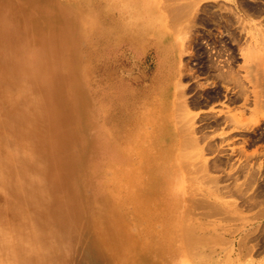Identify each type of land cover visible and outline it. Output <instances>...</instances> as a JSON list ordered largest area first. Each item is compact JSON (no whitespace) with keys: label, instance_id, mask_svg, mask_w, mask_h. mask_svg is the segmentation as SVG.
<instances>
[{"label":"bare ground","instance_id":"bare-ground-1","mask_svg":"<svg viewBox=\"0 0 264 264\" xmlns=\"http://www.w3.org/2000/svg\"><path fill=\"white\" fill-rule=\"evenodd\" d=\"M136 1L140 4L139 8L143 16L147 6L144 7L142 4L149 0ZM195 1L173 4L172 0L171 5L167 0L169 4L166 5L165 2V5L168 9L169 15L166 16L168 20H163L164 16L159 15V9H162L161 3L151 1L148 9L151 7V13L159 16L156 21L159 27L157 34L167 46L171 44V37L175 35L178 37H175L176 43L178 39L182 44L186 40L188 41L186 47L190 44V48H193L191 47L193 40L190 41V38L194 31L192 26L197 22L193 19L194 24L191 23L194 18L193 15L191 18V14L193 9L195 10L193 8ZM76 6L68 3L67 0H0V99L10 96L14 103L8 110L0 108V138L6 142L1 144L0 140V264H173L181 256L187 258L190 255L191 258L196 253L198 256V253H201L199 250L201 245L205 244L206 247V243L210 244L214 233L207 229L209 225L204 220H191V215L196 219L192 213L193 208L202 201L197 200L195 196L193 198L197 201H193L192 197L188 198L196 193L189 192V186L186 187L190 194L188 196L183 194L185 189L179 188L178 184L179 187L176 188L168 185L167 163L171 164L174 161L176 169L189 166L193 157L190 159V154L184 150V147H187L186 144H191L192 147L199 146V141L208 136L205 133H209V131L204 132L200 137L197 135L205 127L233 124L234 128L244 129L245 135L248 134L245 129L253 128L255 131L257 127H263L264 20L259 21V24L249 23L248 17L254 19L256 16L264 15V5L249 1L239 5L240 7L234 6L232 11L227 8L228 5L225 13L231 12L230 15L224 19L223 16H219L223 21L216 17L218 13L215 17L212 13V18L214 17L215 22L221 26V28L216 26L218 35L211 33V36H215L213 37L215 40L213 47L217 50L215 55L224 59H219L220 62L217 63L218 61L213 62L216 57L208 59L206 56L208 63L206 61L207 64H205L206 71L210 74L208 78L214 76L218 83L212 91H206V99H219L224 88L228 91L226 96L230 102L242 101L246 104L251 100L254 104L251 111L254 115L253 124L248 121V118L246 119L244 113L241 114L245 118L243 115L238 116L237 112L231 115L229 110L220 113L211 111L210 118L203 115L202 120L205 124L198 128L195 125L197 113H192L190 109L200 106L202 101L194 97L192 102H188L186 94L189 89L187 90L186 86V88L183 87L184 76H181L182 79L169 80L167 87L158 91L159 95L155 96L152 104L157 105V109L151 112L150 124L136 132V141H139L138 151H133L134 148L127 146L115 147L114 139L116 138H113V140L109 139V144L103 143L107 156L101 159L94 157V137L96 136L94 124L96 122L93 114L90 115V105L83 99L86 91L81 86L83 78L81 77L80 80L77 72L79 65L76 57L77 41L81 33L79 24L82 19L78 16ZM194 7L196 11L199 10L198 5ZM207 10V12L210 11L209 8ZM181 17H184L187 22H184L185 26L182 25L179 28L178 20ZM202 17L201 15V19ZM205 17L203 24L208 23H204ZM210 19L207 20L210 21ZM253 28L255 31L251 32L250 40H245L244 34L250 33L248 29ZM190 31L191 35L189 34L188 37ZM198 32L193 33L199 34ZM224 33L227 34V38L223 37ZM194 37L197 40V36ZM184 47L185 44L180 50L182 51ZM192 50L189 49L186 53ZM205 51L203 52L208 54ZM194 53L195 51L191 56ZM237 54L244 57L245 64L238 65L234 62V59L238 58ZM63 59H67L72 66L65 73L54 69L53 66L52 69L49 68L48 64L57 63ZM190 69H187L189 73H191ZM182 73L186 72L181 71ZM195 73L193 77L196 76ZM40 82L46 85L45 92L40 98L37 96L34 99L33 88ZM25 85L28 87L27 95H24ZM21 88H24V92L13 99L15 91ZM45 102L50 107L47 112L53 118L51 126L53 128L56 126L60 131V125L66 126L61 133L56 131V149L54 154L50 153L48 156V152L44 150L46 148L38 142H33L24 126L36 116L40 105L45 106ZM57 107L63 109L62 115L54 110ZM3 122L7 123L9 130L2 127ZM66 134L67 137H64ZM257 138L264 139V132L252 136L251 142L256 141ZM82 148L85 151L80 156L79 149ZM73 152L78 155L76 157L81 164L73 161L64 167L65 160H74ZM253 155H247L248 161L242 163L237 171L241 173L248 170L250 177L259 173L261 169L251 166L249 162L256 156ZM45 157L50 161L49 167L42 163ZM207 165L204 164V166ZM200 168L198 171L201 170ZM191 172L188 173L189 176L193 174ZM118 174H120L119 177H117ZM74 176L76 179L71 180ZM185 176L184 178L187 179L188 176ZM203 179L197 180L201 183ZM63 186H68L72 191V200L67 204L60 195L56 194V191ZM243 188L245 190V186ZM234 190L237 191L236 188ZM238 191L242 190L238 189ZM258 195L264 198V189ZM249 199L250 205L254 207L256 202L251 201L255 200L254 196ZM202 204L205 207L209 206L205 200ZM192 205L195 206L192 208ZM215 208L219 207L215 206ZM177 240H180L181 244H177ZM156 241L157 247L154 245ZM174 245L180 248V257L177 254L167 253V246Z\"/></svg>","mask_w":264,"mask_h":264},{"label":"rangeland","instance_id":"rangeland-1","mask_svg":"<svg viewBox=\"0 0 264 264\" xmlns=\"http://www.w3.org/2000/svg\"><path fill=\"white\" fill-rule=\"evenodd\" d=\"M149 1L147 3L142 4V6L144 7L147 6V9L146 8L144 9L145 16L144 14L142 16L139 8L140 4H138L136 0H67V2L70 3L71 5L72 4L74 6L77 5L76 9L78 16L81 17L82 19L79 24V26H81L80 28L81 33L79 35V40L77 41L78 48H77L76 57L79 63L77 72L79 74V79L81 80V77L83 78L81 82L83 84L81 86L86 91L85 92L86 95L83 96V99H85L86 102L92 107L91 108L89 106L90 115L93 114L94 120L96 122V124H94V129L96 130V136L94 137L95 148L93 150L94 157L96 158L97 157H99L100 159L101 157L106 158L107 154L103 147V143L109 144V139L113 140V138H116L114 139L115 147L127 146L128 148H134L133 151H138L139 141H136L137 139L136 132H138V130L141 131L140 128H143L146 125L148 126V124H150L149 119L150 116L152 115L151 112L157 109V105L153 106L152 104L154 102L155 96L159 95L158 91L164 90L165 87H167L169 80L170 81L173 79L175 80L176 78L182 79L183 76L185 78L183 77L182 79V85L183 87L185 86L188 87V88L185 87L187 90L189 89L188 93L186 94L188 96V100H189L188 102L189 103L192 102L195 99L194 97H196V100L200 99L202 101L200 106L192 107L190 109L192 113L195 114L197 113V117L195 119V125L198 128L201 125L205 124L204 120H202L203 115L210 118L212 116V112L220 113L221 111H226V110H229L230 111L229 113L231 115H235L237 112V115L241 116L243 115L241 113H244L246 119L248 118V121H250L251 124H253L252 119H254L253 117L254 115L253 113H251V111L254 107V104L251 103L252 102L251 100L247 101L246 104H243L242 101L234 102V103L230 102L228 96H226L228 91H226L224 88L222 89L224 91L222 93L223 95L221 94V96H219V99L218 98L215 100H209L208 98L206 99L207 92L209 90L212 91V89H214L213 87L214 86L216 87L218 83L214 76L208 78L210 74L206 71L205 64L208 63L207 58L215 59L216 57L215 54H217L216 48L213 47L215 43L214 40L215 36H211V35L212 34L218 35L219 33L217 31L216 26L217 27L219 26L218 28H221V26L220 24H218V22L217 23L215 22L216 20L213 19L215 17V14L218 13V15L216 14L217 15L216 17H218L219 20L223 21V19L226 16H229L231 13L229 12L227 14V11L225 13V10H227V8H229L232 11L234 6L244 5L245 2H249V1H251L252 3H259L261 5H264V0H254L255 2L253 0H238V1L237 0H200V1L196 0L193 5V8H195V10L193 9L191 14V18L192 15L194 17L192 18L191 23L194 24L193 23V19H194V22H197L194 25L197 26L194 25L192 26L194 27V31H192L193 35L190 34L191 31L188 33V37L189 34L191 35L190 41L193 40L192 42L193 45L191 44V47L193 48H190L189 46L190 44L188 45L189 49L191 50L193 49V50L191 52L188 51V53H186V51L189 50L188 46L186 47L188 41L186 40L184 41L186 49L184 50L185 48L184 47L183 50L181 51L180 49H182V45L184 46V44H182V42L179 41V39L178 42L176 43L177 39L175 40V37L177 36L173 35V37H171V44L167 46V44L161 41L160 37L157 34L158 33L157 29L159 27H158V22L156 21H158L157 18L159 16L157 14L155 15L152 14L151 7L150 9H148V7L153 1L159 4L161 3L160 6H162V9H159L160 12L159 15L162 17L164 16L163 20L164 19L168 20L166 19V16L168 17L169 15L168 9L166 8L167 7L166 5L169 4L168 2H166L167 0H151L152 2ZM168 1L172 2V0H168ZM173 1H174L173 4H175L178 2L187 3V1L189 0H173ZM197 1L198 3H196ZM171 2L170 4L172 5ZM195 5L196 6L198 5L197 7V9H199L198 11H196V7H194ZM223 6H225V8ZM208 8L210 10L209 12H207ZM210 8L212 9L214 8V9L211 10ZM194 13H196L195 14L196 16L194 15ZM207 13L208 14L211 13L209 14L210 16ZM212 13L214 15H212ZM241 13L243 12L241 11ZM201 15L203 16L202 19H201ZM211 15L214 17L212 18ZM219 16H223L222 17L223 19L222 18L220 19ZM153 17L155 18L153 19ZM204 17L206 19V20L204 19V23L208 22L206 24L202 23ZM210 17L212 19H210ZM256 17L254 19H252L253 17L251 19L250 17H248V22L249 23L255 22L256 24L257 23L259 24L261 20H264V15L256 16ZM181 19L178 20L179 28L180 26L182 27V25L185 26L186 24L184 22H187V20L184 17L183 18L181 17ZM207 19L208 20L210 19V21H208ZM170 21L171 20L169 19V22ZM211 21L214 24H212ZM170 23H172V21ZM197 27L199 29H197ZM195 30L199 31L198 32L199 34L193 33V32H197ZM207 30L210 31L207 32ZM211 31H213L214 33ZM248 31L250 33L244 34L245 40L246 39L250 40L251 32H254L255 29L254 28L248 29ZM208 33L210 34V36ZM226 35L227 34L224 33L223 37L227 38ZM194 36H197V40H195L196 37ZM205 49L207 51H205ZM194 51L195 53L197 51L199 53L198 52L196 54L194 53L191 56L192 52ZM203 51L208 52V54L204 53ZM180 52L181 54L182 53L183 54L180 55L179 54ZM66 53H68L67 49H66ZM198 54L200 56H198ZM210 54H212V56H210ZM203 56L205 58L207 56V58L205 59ZM218 57L219 56L216 57V59L218 60L215 59L216 61L214 60L213 62L218 61L217 63H219L220 62L219 59H224L223 57L222 58L220 57L218 58ZM237 57L238 58L234 59V62L236 64L238 65L243 63L245 64L244 57H242L240 54H237ZM262 57H263L262 61L264 62L263 60L264 55ZM67 61H68L67 59H63L62 61L59 62L57 61V63H51L48 65L49 68L51 69L53 66L54 69L60 70L61 72L64 71L63 73H65L72 67ZM70 62H72L71 59ZM183 65L184 66L186 65L187 68H185L186 66L184 67ZM181 66H183L184 68ZM180 68H182V70H180ZM188 68H191L190 69L191 73L187 71ZM181 71L186 73L181 74ZM194 73L196 75L195 77H193ZM24 87H25L24 95L29 94L28 87H26V85ZM45 87L46 85L42 84L41 82L34 86L33 88V90L35 91L34 99L37 98V96H39L40 98L41 94L45 92ZM23 92H24V88L16 90L14 93L15 97L13 99L18 98L20 96L18 94ZM13 104L14 103L10 96H4L2 99H0V108H3L5 110L10 109L11 105ZM246 105L248 111L246 110ZM241 107H244L242 109L245 110L243 111ZM49 108L50 107L47 106L46 102H45V106L40 105L39 110H37L35 114L36 116L31 118V120H29L28 123L24 125L25 129L29 132L30 138L33 139V142L35 143L38 142L39 144H42L46 148L44 150L48 152L47 156L50 153L54 154L56 149L55 144H57L55 141V137L57 133L56 131H60V129L56 128V126L54 128L51 126L53 118L52 115L47 112ZM54 110L57 111V113L60 115L64 113L63 109L58 107L55 108ZM178 114L181 115V113ZM201 115L202 117H200ZM198 119L199 120L201 119V121H199ZM7 126H8L7 123L5 122L2 123V127H5L9 130V127ZM60 126H61L60 127L61 131L63 129H66V126L64 125H60ZM81 126L82 125L80 123L79 124L80 129ZM263 127L259 126L256 128L255 131L253 130V128L245 129V131L248 132L247 135L243 134L244 129L234 128L233 124L231 126H228L226 124H221L220 127L219 126L205 127L204 129L199 131L197 135L200 137L201 135L204 134V132L209 131V133H205L208 134V136H205L202 139L200 138L201 140L199 139L200 140L198 143L199 146L197 145L198 148L196 145H195L196 147L195 146L192 147L191 144H186L187 147H184V150L190 154L189 155L190 159L193 157L191 159L192 163L190 162L192 165L191 164L188 165L189 166L194 165L195 167L181 166L180 169H176L174 166L175 165L174 161H172L171 164L170 162L167 163L168 171L166 172V174L168 173V177H167L168 179L166 182L168 183V185L175 188L179 186H180L179 188L181 189L184 188L185 189V192L183 193L184 195L189 196L190 195L188 194L189 192H193V193L196 192L194 194H191L193 196L190 197L186 196V197L193 198L195 196L197 200L200 199V201H202L200 202L201 204L198 203L197 205L198 207L197 206L194 207L195 205L194 206L192 205V208L194 207L192 213L196 219L192 218L191 215L190 217L191 220H204L209 225L207 229H210L209 231H213L211 233H214L212 234L214 235V237L210 242V244L206 243V247L205 244H203V246L201 245V248L199 249L201 253H198V256L197 253L195 254L196 256L193 255V257L191 256V258L190 255H188L187 258H185V256L184 257L181 256V258L176 262H173V264H181V263L182 264H231V263L232 264H262L263 263L264 264V247H263L264 246V198L261 197L262 195L261 196L258 195L264 189V139L257 138L256 141L251 142L252 136L259 135L260 133H262V131L264 132ZM65 132H67V130ZM219 134L225 136L226 138L224 139V137L220 136ZM227 136H229V138ZM64 137H67V134ZM0 140H1V144L6 143L3 139L0 138ZM207 144L209 146H207ZM239 149L243 151L239 152L240 151ZM84 151H85L84 148L79 149L80 156L84 154ZM61 152L62 155H64L63 149H61ZM73 154L75 155L74 160L69 161V160H65L66 157L64 158L65 160L64 167L70 165L73 161L77 162V164L78 163L81 164L80 160H77L76 156L78 155L74 152ZM249 154L256 155L254 159H250L249 161L251 163V166H255L259 170L261 169L259 173L257 172L258 175L257 174L255 176L251 175V177L249 176L250 174H248L249 173L248 170H244L247 174L243 171H241V173L240 171H237V168L241 167L242 163L248 161L247 155ZM43 162L47 167L50 166V161L47 157H45L42 163ZM233 162H235L234 163L235 166L233 165ZM204 164L205 165L208 164L211 167H209L208 165L204 166ZM215 166L219 167L220 169L216 168ZM182 167H184V169ZM212 167L215 168L212 169ZM188 168L191 169L190 171H192L191 173H193L191 174V176L188 175V173L190 174ZM199 168L201 170L198 171ZM226 172L228 175L226 174ZM238 172L241 174V176ZM185 174L186 176H188L187 179L184 178ZM119 175L120 174H118L117 177H119ZM193 176L194 178H197L199 180L203 178L205 179H203V182L200 183V181L194 179ZM75 179L76 176L71 178V180H75ZM184 184H186V186H184ZM238 184L241 187L245 186V190L243 187L241 188ZM187 186H189L190 191L188 190V188L186 189ZM228 187L231 189L229 190ZM235 188L237 189V191L234 190ZM238 189L244 191L243 192L238 191ZM71 192L72 191L71 189H69L68 186H63L62 188H59L58 191H56V194L57 196L60 195L67 204L72 200ZM250 195L254 196L255 198V200H251L253 201L252 203L256 202L254 207L250 205L251 202L249 200L253 199V198L249 199V197H252ZM195 198H193L194 200L193 199L192 200L197 201ZM204 200L205 202H207V204H209V206L205 207V205L202 204ZM246 201L250 203H247ZM211 205L214 208H212ZM215 206L219 207L220 209L219 208L216 209ZM207 208L208 211H206ZM202 213L204 214L202 215ZM257 213L260 214L258 215ZM212 228L213 230H211ZM254 235H256L257 237ZM176 242L177 244L178 243L181 244L180 240L179 241L177 240ZM156 244H158L157 241L154 243V245L157 247ZM240 244L241 245L244 244V245L241 246ZM179 249L180 248L177 245L167 246L166 251L169 254H173V255L177 254L180 257Z\"/></svg>","mask_w":264,"mask_h":264}]
</instances>
